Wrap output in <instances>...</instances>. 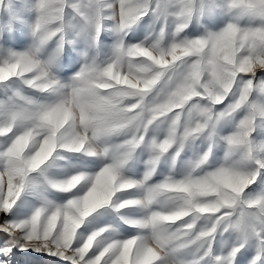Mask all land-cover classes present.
I'll list each match as a JSON object with an SVG mask.
<instances>
[{"label":"snow or ice","instance_id":"6c2138e0","mask_svg":"<svg viewBox=\"0 0 264 264\" xmlns=\"http://www.w3.org/2000/svg\"><path fill=\"white\" fill-rule=\"evenodd\" d=\"M0 264H264V0H0Z\"/></svg>","mask_w":264,"mask_h":264}]
</instances>
